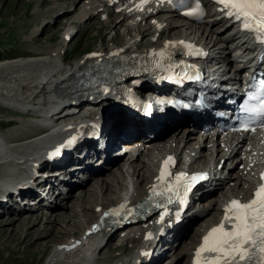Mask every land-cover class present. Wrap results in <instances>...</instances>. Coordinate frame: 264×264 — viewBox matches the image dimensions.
<instances>
[{
    "label": "bare ground",
    "instance_id": "1",
    "mask_svg": "<svg viewBox=\"0 0 264 264\" xmlns=\"http://www.w3.org/2000/svg\"><path fill=\"white\" fill-rule=\"evenodd\" d=\"M85 1L89 9L84 11L85 13L82 16L84 21L99 20L100 18L107 21L110 17H116V22L112 26L113 29L122 28L123 26L124 33L130 34L133 31V35L129 36L128 39L125 35L127 40L124 45L120 46L124 49V52L117 54L119 58L127 59L132 55L145 53L147 50L152 51L162 48L166 45V42L174 39L185 40L188 37L191 41H196L199 46L214 54V58H206L205 61L213 60L216 70L222 72L226 68L233 67V64H241V60L247 55V50L241 51V48H232L240 37L232 31L233 28L228 24V21L223 19L222 13L206 16L208 17L207 23L190 24L185 20H180L174 12L168 11L170 9L166 4L149 3L142 6V9L137 10L138 1L136 0ZM103 7L111 8V11L106 12ZM66 14L67 12L60 11L59 17H64ZM67 18L69 17L63 19L66 25L73 23ZM55 20L52 25H54ZM246 41L247 39L244 43ZM105 50L106 48L99 47L93 50L91 55H85L77 62L69 63V66L62 65L61 62L64 59H60L53 51L44 57H41V53H37L32 57L0 62V105L18 110L19 117H42L38 116L37 111H32V109L44 107L47 112V108L54 103V99L47 89H43L40 93H36L33 98H30L34 91L29 88L35 86L37 76L42 72H49L53 78H57L71 71L72 78L64 84L61 91L73 95L74 100L75 98L84 99L91 96L94 90H98L97 94H99L97 101L82 102L78 106L81 112L79 111L77 115L59 117L54 123L56 129L53 130V134L47 135L43 132L39 135L29 136L34 131L32 128L34 122L31 121L28 124L19 126L16 130H13V133H9L5 137L0 135V141L3 142H0V188H3L0 190V213L5 214L7 212L6 214L10 215L13 211L18 216L16 222L27 227L25 232L27 241L34 238V234L30 229L35 224L33 221L38 220L39 216L32 214L27 218H23L20 215L32 213L34 209L23 205L28 201L25 197L31 194L25 188H30L31 183L29 180L18 178L20 172H17V170H21L22 162L28 160L34 152L41 149L40 147L51 146L52 143L62 140L68 133L75 130L81 131L84 127H87L96 116L95 110L92 108L104 103H107L108 106L111 104L112 109L106 114L104 122L109 123L110 132L114 130L118 132V138L114 146L117 141L127 139L135 132L137 138L140 139L138 141H147L146 143L152 148V152L148 153L150 158L147 160L140 159L145 152H149L144 150V153L140 151L127 164V159L124 158L110 160L103 145L111 133L101 131L97 140L84 141L79 148L66 156L62 167L58 165L59 167L51 172V176H56L62 173L59 169L63 170L62 181L68 184L67 189L57 194L54 201H45L42 207L35 209L46 215V218H43L42 215L40 221L45 220L47 226L44 232H35L37 236L32 245L35 248L39 246L46 248L50 241L57 240L64 235L68 238L53 245L46 264H97V261L102 262L105 259L96 257V252L102 248L110 250L113 247L118 250V254L109 258L113 261L112 264H158L164 257H167L166 261H169V253L165 254V252L172 250V254L179 247V244L181 246L184 243V241L182 243L181 241L186 237L191 225L201 218L197 227L199 229L204 228L203 233L211 225V222H214L218 214L222 212L229 198H242L249 189L257 185L256 165L261 164L264 166V133L259 138H248L247 135L240 134L223 136L213 131L204 132L203 134L198 132L195 135V130L189 129L190 126L182 121L172 125L164 123L167 127L166 132L157 133L155 131L157 122L150 112L146 119L138 120L119 107L117 100L115 102L113 99L117 87L109 92L103 90L102 86L98 84L93 88H87L92 81L100 79L102 75V71H98V68L106 66L103 63L104 58L102 55ZM228 54L229 58H227ZM231 54L232 56H230ZM253 60L254 58L249 61L252 62ZM233 68L234 71H237L238 65ZM121 77V73L114 76V81H117L118 86L130 80L127 78L122 80ZM171 83L172 88L176 89H179L182 85L179 79H172ZM148 88L156 89L154 86ZM165 89H168V87ZM87 107L89 109L81 110ZM44 110L38 112H44ZM91 133L92 131L89 132V134ZM138 141H135V143ZM214 145L217 146L215 149H213ZM207 147L208 154H206V151L204 154V149ZM214 153L215 160H212ZM180 155L194 160L191 167L198 174H202L201 171L204 168H209L211 161L214 164L213 169L219 167L221 161H223V168L221 167L219 169L221 171L217 170L215 174H223L226 170L227 174L222 178L221 176L218 177V179H216L217 176L213 177L212 180H217L216 186L199 197L198 202L195 204L197 209L192 217L188 216V212L180 216L174 225V239L170 247H168L169 243L167 241L154 243L149 247L143 244L144 238L148 236L157 217L144 221V229L139 234L134 233L131 238L125 235L119 236V233L132 226H126L119 232L114 231L103 235H96L93 229L88 228L100 214L101 208L120 203L121 191L124 187L122 182L126 179V175L130 176L131 179L135 177L137 183L136 195H141V192L146 189V184L154 178L155 169L158 168V157L163 156L164 159L172 157V160H177ZM63 156L64 154L54 157L52 163L56 165L55 160L61 159ZM96 158H99V160H96ZM202 158L205 160H202ZM202 163L205 164L201 166ZM240 163H242L241 168L235 171L234 169H237ZM49 165L50 162L46 160H39L36 163L39 169L47 168ZM40 172L42 171L40 170ZM176 172L177 169L172 170V173ZM80 175H83L84 179L80 180ZM74 177L75 180L72 181ZM50 179L56 181L55 178L51 177ZM92 179H96V181L94 180L95 186L88 189L80 187ZM117 184L119 185L118 191L115 189ZM215 192H218V195L212 196ZM99 193H102L101 197L105 193L110 196L104 195L105 198L99 200ZM20 198L21 203H19ZM78 208H80L82 215L78 213ZM89 208L93 211L92 213L85 211ZM209 213L213 215L209 220L208 218L206 220L205 217ZM8 218H5L7 222L9 221ZM61 222L65 223L66 228L63 230L56 226ZM206 223L208 225L204 227ZM199 229L186 243L185 248L181 249L175 256L178 257L177 262L185 258L187 264H190L195 237L198 236L199 241L202 235V233L197 235ZM114 236L119 243L113 247L112 245L108 246ZM44 237H49V239L43 240ZM128 245L129 252L125 251ZM125 252H128V254Z\"/></svg>",
    "mask_w": 264,
    "mask_h": 264
},
{
    "label": "rangeland",
    "instance_id": "2",
    "mask_svg": "<svg viewBox=\"0 0 264 264\" xmlns=\"http://www.w3.org/2000/svg\"><path fill=\"white\" fill-rule=\"evenodd\" d=\"M69 1L62 0L57 2L56 0H0V62L5 60L32 57L37 53H41V57H44L48 56L47 54L53 51L54 54L60 59H64L71 64L77 62L87 53L92 52L99 47L105 49L113 45H124L128 37L133 35V31L130 32V34L124 33L123 26L122 28L113 29L112 26L114 22H116V17H110L107 19V21H105L103 18H100L99 20L90 19L84 21V18H82L83 14L85 13L84 11H88L89 9L87 2L85 0ZM60 11L67 12L66 16L59 17ZM104 11L110 12L111 8L104 7ZM57 17L59 18L55 20ZM65 17H69L67 20H70L73 23L66 25V23L63 21ZM54 20V25H52ZM73 29H76L75 35H73L70 40H64L63 36L65 34L68 35V31ZM125 35L127 36V39H125ZM230 56H232V54ZM227 58H229V54L227 55ZM18 112V110H13L12 108L3 107L0 105V135L2 137H5L9 133H13V130H16L19 126L31 122V120H25L22 117H19ZM216 147L217 146L214 145L213 149ZM205 151L206 154H208V147L204 149V154ZM218 157L216 158V161ZM142 158L147 160L144 156L140 157V159ZM213 159L215 160V153L213 155ZM241 166L242 163H240L238 168L234 170L238 171ZM221 167L223 168V161H221L219 169ZM226 174L227 170L223 174H216V176H221L222 178L226 176ZM128 178L131 179L130 176ZM94 180L96 181V179H92L80 187L83 189H88L91 186H95ZM132 180H135V177ZM1 189L3 188H0V190ZM115 189L118 191V184L115 186ZM102 193L98 194L99 200L100 198H105V196H110L106 195L107 193H105V196L103 195L101 197ZM215 195H218V192L212 194V196ZM85 211L87 213L93 212L90 210V208ZM6 213L7 212H5V214L0 213V264H46L47 257L50 254L53 245L68 238V236L64 235L57 240L50 241L46 248L42 246L35 248L34 245H32V242L37 236L35 232H44L47 225L45 224V220L40 221V218L42 215L43 218H46V215L43 212L41 213L35 209L32 213L29 212L26 214H20L23 216V218H27L32 214L39 216L38 220L35 219L33 221L35 223V227L33 225V228L30 229L34 234V238L31 241H27V239H25L27 227L21 225L19 222H16L18 216H16L13 211L12 214H10L12 216L7 215ZM78 213L82 215L80 208H78ZM212 215V213L207 214L205 217L206 220L207 218L209 220ZM5 218H8L9 221L7 222ZM200 221L201 218L196 220V222L191 225L186 237L181 241V243L183 241L184 243H182L181 246L179 244V247L175 249L176 251H174L172 254V250L165 252V254L169 253V261H166L167 257H164L158 264H162L164 261L165 262L163 264H187L185 258L177 262L178 257L176 258L175 256L181 249L185 248L186 243L189 242L190 238L195 235L199 229L197 224ZM208 223H206L204 227H206ZM56 226H58L60 230L66 228L65 223L62 222ZM203 229L200 228L197 235L202 233ZM47 239H49V237H44L43 240ZM197 239L198 236L195 237V243L197 242ZM118 243V239H116L114 236L108 243V246L112 245L113 247ZM128 248L129 245L125 251H128ZM165 249L168 250L167 248ZM128 252L125 253L128 254ZM117 254L118 250L114 247L110 250L102 248L98 250L95 255L96 257L101 259L103 258L105 260L102 262L97 261V264H112L113 261H111L109 258H112Z\"/></svg>",
    "mask_w": 264,
    "mask_h": 264
},
{
    "label": "snow or ice",
    "instance_id": "3",
    "mask_svg": "<svg viewBox=\"0 0 264 264\" xmlns=\"http://www.w3.org/2000/svg\"><path fill=\"white\" fill-rule=\"evenodd\" d=\"M216 2L222 5L228 16L241 21L244 29L256 33L257 40L264 43V0H216ZM146 3L148 0H140L137 10L142 9ZM198 11L197 4V8L188 14L193 15ZM165 47H168L167 42ZM188 47L191 46L188 45ZM186 67H194V65ZM260 89L262 91L259 103L244 108V111L253 113L256 117L264 116V80L260 81ZM249 99H257V97H249ZM244 130H249L247 124L244 125ZM74 139L75 137L66 143L71 144ZM58 152L59 148L52 155ZM171 163L172 157L163 161L160 175L157 177L161 183H166V177L170 175L167 169ZM203 178L202 174L188 177L185 173H179L175 177L176 184L168 185L166 191L173 192L180 198L177 185L181 180L195 182ZM260 179L262 183L253 193L251 200L247 203L232 200L225 206L224 218L202 238V243L194 254L193 264H264V173L260 174ZM191 186V183H185L184 195H187ZM157 187L158 185L153 186V192ZM180 202H184L183 198H180ZM124 207L121 205L120 209ZM120 209L112 210L105 215H118Z\"/></svg>",
    "mask_w": 264,
    "mask_h": 264
}]
</instances>
